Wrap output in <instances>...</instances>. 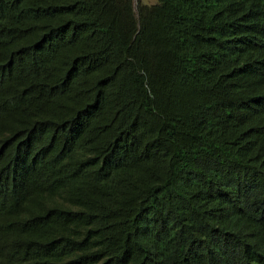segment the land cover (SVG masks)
Returning <instances> with one entry per match:
<instances>
[{"label": "trees", "instance_id": "1", "mask_svg": "<svg viewBox=\"0 0 264 264\" xmlns=\"http://www.w3.org/2000/svg\"><path fill=\"white\" fill-rule=\"evenodd\" d=\"M0 264H264V0H0Z\"/></svg>", "mask_w": 264, "mask_h": 264}, {"label": "rangeland", "instance_id": "2", "mask_svg": "<svg viewBox=\"0 0 264 264\" xmlns=\"http://www.w3.org/2000/svg\"><path fill=\"white\" fill-rule=\"evenodd\" d=\"M139 2H141L143 4H147V5H153V4L157 3V0H134L136 8H137Z\"/></svg>", "mask_w": 264, "mask_h": 264}]
</instances>
